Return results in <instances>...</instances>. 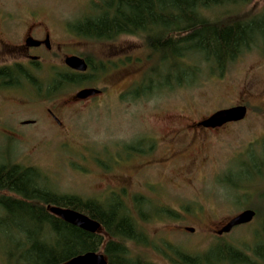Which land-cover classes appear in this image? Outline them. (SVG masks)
Instances as JSON below:
<instances>
[{"label":"rangeland","instance_id":"1","mask_svg":"<svg viewBox=\"0 0 264 264\" xmlns=\"http://www.w3.org/2000/svg\"><path fill=\"white\" fill-rule=\"evenodd\" d=\"M99 2L0 0V11L24 17L23 26H17L19 34L32 22L29 14L37 12L63 45L64 54L80 55L99 68L85 84L104 90L93 102L70 107L64 126L49 123L44 110L50 102H45L59 96L56 102L62 104L82 87L68 86L57 98L47 99L30 88L17 89L13 97L0 91V121L6 123L0 126V164L37 170L42 183L59 195L109 202L111 196H118L147 240L145 246L128 243V250L132 257L151 264H172L173 250L196 256L226 244L247 253L257 242L264 244V222L256 215L250 224L217 236L230 219L248 208L264 214L260 197L264 194V37L259 36L258 47L243 52L221 76L203 69L192 87L134 99L128 93L152 65L143 40L120 36L94 41L71 32L70 26L95 14L93 5ZM263 9L264 0H253L206 16L217 22L242 21ZM53 19L60 25H52ZM40 86L46 89L45 84ZM240 105L247 108L245 119L222 131L190 128L216 111ZM6 112L12 117L4 118ZM27 120L38 123L19 125ZM183 129L168 144L170 132ZM152 145L153 152L144 154ZM134 198L142 202L138 210ZM2 247L0 264H5Z\"/></svg>","mask_w":264,"mask_h":264},{"label":"trees","instance_id":"2","mask_svg":"<svg viewBox=\"0 0 264 264\" xmlns=\"http://www.w3.org/2000/svg\"><path fill=\"white\" fill-rule=\"evenodd\" d=\"M251 1L100 0L93 5L95 14L79 20L70 29L78 37L94 41L109 42L120 36L141 38L150 52L152 65L128 93L140 99L192 87L203 69L221 76L243 52L257 48V38L264 37V9L242 21L217 22L206 16ZM88 62L89 70L79 75L65 72L61 82L49 85L48 92H63L68 86L90 82L99 68ZM6 74V70H0V78ZM127 150L137 151L131 147ZM42 180L33 168L0 164V247L3 244L5 264H64L76 256L100 251L107 264H151L132 257L128 250V243L145 246L147 240L122 199L111 196L109 202L59 195ZM260 197L264 198V194ZM133 202L134 209H140V199L134 198ZM48 207L79 212L98 222L101 232L91 234L71 226L51 214ZM253 211L264 222L263 210ZM164 213L176 218L170 211ZM250 249L246 253L238 247L217 244L196 256L173 250L170 261L172 264H264V244L257 242Z\"/></svg>","mask_w":264,"mask_h":264},{"label":"flooded vegetation","instance_id":"3","mask_svg":"<svg viewBox=\"0 0 264 264\" xmlns=\"http://www.w3.org/2000/svg\"><path fill=\"white\" fill-rule=\"evenodd\" d=\"M36 13L37 12L32 11L29 14V19H31L32 22L27 26L25 25L22 33L19 34L17 26H23L24 17L12 12L0 11V70L4 69L7 71V74L0 78V91L1 93L6 92L7 95L13 97L17 89L24 87L26 89L30 88L35 95H39L40 93L39 96L45 97V99L49 96L57 98V94L63 92L49 93V85L54 82H61L65 72L71 75L81 74L69 69L65 65V59L71 56L79 57L86 62L88 67L87 70H89V62L87 58L81 57L80 55L64 54L63 45L57 41V36H55L53 30H51L50 27L48 28L46 23L40 21ZM56 20L57 19H53L52 25L55 24V26H59L60 24L57 23ZM16 83H19V86H16ZM41 83L46 85L45 90L40 86ZM89 86L91 85H80L79 87L82 88H79L68 100H66V102L62 101V104H59L58 101L56 102L59 96L56 100H52L54 102L46 100L47 102H45V104L50 102V106L45 108L44 115L49 123L53 126H64L65 114L69 111L70 107L85 105L102 97L104 90L97 89L100 91L98 95L89 97L85 100L76 99L75 96L79 91L83 89H96ZM44 92H46V94ZM1 93L0 95H2ZM7 101L9 102V100ZM8 102H3L2 105L9 104ZM52 103L55 104L51 105ZM6 113L7 115L4 116V118L12 117L10 112ZM37 123L38 120H27L20 122L19 125L27 126L36 125ZM231 124L236 123H229L218 128H204L196 125L190 128L208 133H215L230 127L228 125ZM4 125H6V123L0 121V126ZM186 128L188 129V126ZM182 131H185V129L180 131L172 130L167 139L168 144H173L181 135ZM149 151L150 154L153 152V145L152 150Z\"/></svg>","mask_w":264,"mask_h":264},{"label":"water","instance_id":"4","mask_svg":"<svg viewBox=\"0 0 264 264\" xmlns=\"http://www.w3.org/2000/svg\"><path fill=\"white\" fill-rule=\"evenodd\" d=\"M65 65L76 72L85 73L88 69L86 62L75 56L65 59ZM100 93L97 89H83L76 94V99L85 100L89 97L98 95ZM247 108L245 106H235L228 109L216 111L208 118L199 122L196 126L204 128H218L229 123H238L245 119ZM48 211L54 216L61 219L63 222L81 229L91 234H98L101 232V226L98 222L90 219L89 217L76 212L71 209L48 207ZM256 213L253 210L247 209L236 215L224 225L219 232L218 236L228 234L234 228L250 224L255 218ZM187 232L192 233V228H186ZM64 264H107V260L103 253L89 252L76 256Z\"/></svg>","mask_w":264,"mask_h":264}]
</instances>
